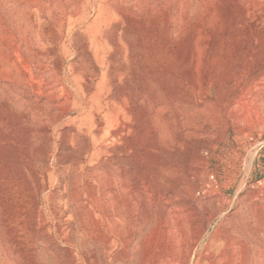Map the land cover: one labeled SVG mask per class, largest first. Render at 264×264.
Masks as SVG:
<instances>
[{
    "label": "rangeland",
    "instance_id": "1",
    "mask_svg": "<svg viewBox=\"0 0 264 264\" xmlns=\"http://www.w3.org/2000/svg\"><path fill=\"white\" fill-rule=\"evenodd\" d=\"M0 264H264V0H0Z\"/></svg>",
    "mask_w": 264,
    "mask_h": 264
}]
</instances>
